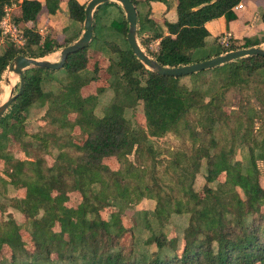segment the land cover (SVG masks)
<instances>
[{
  "label": "trees",
  "instance_id": "1",
  "mask_svg": "<svg viewBox=\"0 0 264 264\" xmlns=\"http://www.w3.org/2000/svg\"><path fill=\"white\" fill-rule=\"evenodd\" d=\"M131 1L140 45L163 66L264 43V12L260 34L230 37L226 46L206 28L221 16L236 19L242 0H177L176 19L164 20V28ZM66 3L77 31L58 42L41 36L36 22L43 8L56 13L59 0H0V20L18 7L11 20L24 38L0 50V81L15 55L42 58L80 36L86 3ZM127 26L117 2L100 4L86 47L58 70L24 71L21 93L0 118V212L10 206L23 217L20 224L10 212L0 218V264H264V55L160 75L136 58ZM92 50L108 60L107 78L84 94L99 73ZM234 90L244 93L236 107L227 100ZM40 111L43 124L31 121ZM75 128L82 142L73 140ZM244 149L245 162L236 158ZM11 188L23 194L10 196ZM71 192L80 196L75 206L66 204ZM143 200L153 204L136 211ZM128 209L134 213L126 226Z\"/></svg>",
  "mask_w": 264,
  "mask_h": 264
},
{
  "label": "water",
  "instance_id": "2",
  "mask_svg": "<svg viewBox=\"0 0 264 264\" xmlns=\"http://www.w3.org/2000/svg\"><path fill=\"white\" fill-rule=\"evenodd\" d=\"M109 1L117 2L124 11L125 19L127 20V32L126 40L132 49L136 58L148 69L153 72L165 75V76H181L192 73H197L199 71L213 68L222 65L227 62L237 60L242 57L252 56V55H264V46L256 45L248 48H238L234 50L226 51L222 54L213 56L209 59L185 64L181 66H163L149 54H147L141 47L138 35H137V10L135 5L131 0H88L84 8V20H83V30L80 36L72 43L61 47L59 50V60L50 61L48 59L34 58L26 56L23 54L15 55L8 63L5 76L3 78L5 85L11 84L10 76H17L19 78L18 89L14 90L12 86L7 98L0 103V118L4 112L8 109L13 100L21 93L24 85V71L31 67L48 68L51 70L60 69L67 56L81 48L86 47L92 39V27H93V13L96 7L100 4H104ZM2 76V77H3ZM3 92V87H0V93Z\"/></svg>",
  "mask_w": 264,
  "mask_h": 264
},
{
  "label": "rangeland",
  "instance_id": "3",
  "mask_svg": "<svg viewBox=\"0 0 264 264\" xmlns=\"http://www.w3.org/2000/svg\"><path fill=\"white\" fill-rule=\"evenodd\" d=\"M87 1L88 0H85L84 3H87ZM142 1H143V4L140 6V8H142V9H148L149 6L151 5L152 1L163 2V4H165L166 8L167 7L170 8V12L168 14L161 13L160 11L155 12L154 10H152V12L149 14L151 17H153V20L156 23L158 28L160 26H162V22H163L164 19H166L167 21H174L176 19L177 15H176V10H175V5L171 4L168 0H152L150 3L145 2V0H142ZM12 8L15 11L18 7H16V6H12L11 7V10L9 11L11 16H13ZM43 14H40V16L38 17V20L36 22L37 30H38V32L40 30H42L43 36L49 34V35L55 37L58 42H62L69 35H71V34H73V33H75L77 31V29L75 27L67 24L68 22H65L64 17L62 15L56 16L54 18L51 17V19L49 21V19H46L45 17H43ZM65 14H66V10H65ZM162 17H164V18H162ZM67 20H68V16H67ZM260 23H261V21L259 22V24ZM62 24H64V25H62ZM73 24H75V23H73ZM8 41H9L8 39L0 37V50L3 49V47L8 44ZM261 46H264V43L261 44ZM60 49H58V50H56V51H54V52L42 57V59H48L50 61H55V62L58 61L59 60V50ZM205 51H209V50H205ZM90 54H91L92 63L96 64V66H97V68L99 70V73H98V77H97V79L95 81H92L90 84H88L87 86L82 88V92L84 94L94 93L98 86H103L106 83V78H107V72H106L105 69H106V66L108 65V60L104 57V55L101 54V52L99 50H92ZM5 74L6 73H4L3 75L5 76ZM56 75H57V77L59 79H63V74L62 73L58 72ZM4 76L2 77V80L0 81V87H3V90H5L8 87H10V89H9V92H10L12 86L15 85L14 86V90H16L17 86H18L19 78L17 76L11 75V79L15 83L11 82V85H7V84L5 85V82L3 80ZM9 92H8V94H9ZM3 93L4 92L0 93V98H2ZM110 96H111V91H108V95H106V97L104 96L105 97L103 99L104 102L108 101ZM228 97H229V99H227L228 103L231 106L236 107L238 102L240 101V99L242 97H244V93L241 92L240 90H234V91H231L228 94ZM136 115H137L138 120L142 122V116L140 115V113L139 114L137 113ZM71 117H73V116H71ZM30 118L33 119L31 121H36V123H38V124H43V122L46 120V119L45 120L42 119L43 118V111L34 112V114H31ZM31 127H33V125L31 126V124H28L26 126L28 131L31 130ZM72 135H73V140H75L76 142H82V140L84 139V133L81 132L78 128H75L72 131ZM165 141L168 142L169 144H172V143L173 144H177V141L172 136H167ZM11 150L14 152V154L16 156H20V157L23 156V154L20 151V149L17 146H15V145L14 146L11 145ZM245 155H246V150L244 149V150L240 151L239 153H237L236 158H238V159H240L242 157L244 158ZM46 158H47L48 161H51V158L49 156H46ZM103 161L106 164H108L111 168L116 169L118 167V163H117V161L114 158H105ZM244 162H245V158H244ZM258 166H259V169H260V183L264 187V162L259 160L258 161ZM202 182H203V180L201 179V177H198L197 183H196V187L200 188L201 185H202ZM8 194L10 196L11 195L20 196V195L23 194V188H20L17 191V193L15 192V194H14L13 189L11 188L9 190ZM69 196H70V199L66 202L67 205L75 206L78 203V201L80 200V196L77 193L71 192V193H69ZM152 204L153 203L151 201H149V200H143V201H141L139 204H137L135 206V210L136 211H141L143 209H148L149 206H151ZM133 209H128L126 211L125 215H126V217L128 219V220L125 221L127 223L126 226L131 224L130 216H131V214L133 215V213H134ZM109 211H110V209L105 210L104 214L107 215ZM6 212L7 213L10 212L11 214H13V216L16 219V222L18 224L21 223L23 217L16 209H14V208H12L10 206H7ZM6 212L3 213V214L0 212V218H1V216H5L7 214ZM139 220H138V222H139ZM136 233L139 234L138 233V229H137ZM127 240H128V238L125 240V243L127 242Z\"/></svg>",
  "mask_w": 264,
  "mask_h": 264
},
{
  "label": "crops",
  "instance_id": "4",
  "mask_svg": "<svg viewBox=\"0 0 264 264\" xmlns=\"http://www.w3.org/2000/svg\"><path fill=\"white\" fill-rule=\"evenodd\" d=\"M66 1L67 0H59V9L57 10L56 13L46 14L47 11L43 8L41 14L44 13L43 17L49 19V21L51 17L54 18L56 16L62 15L64 17L65 22H68L67 24H69V19L67 20L68 10H67ZM78 1L80 3L85 2V0H78ZM139 1H140L139 5L141 6L143 4V1L142 0ZM168 1L171 4L175 5V10H176L177 0H168ZM241 5H242L241 8H236V12H237L236 19L227 22L225 18L221 16L205 23V26L210 32L212 37L220 34L229 33L232 38H241L244 36H255L262 32L263 24H261L262 22L259 24V22L261 21L260 19L261 13L264 12V0H242ZM148 9L150 11L149 14L152 12V10H154L155 12L160 11L161 13L164 14H168L170 12V8L169 7L166 8L165 4H163V2L160 1H152ZM65 10H66V14H65ZM145 10L147 9H143V11ZM12 12L14 13V10ZM151 18L153 19V17ZM160 27L164 28L163 22H162V26Z\"/></svg>",
  "mask_w": 264,
  "mask_h": 264
},
{
  "label": "built area",
  "instance_id": "5",
  "mask_svg": "<svg viewBox=\"0 0 264 264\" xmlns=\"http://www.w3.org/2000/svg\"><path fill=\"white\" fill-rule=\"evenodd\" d=\"M241 7V3L236 6V8ZM10 10L11 8L6 9L4 17L0 20V35L2 38H6L9 41L15 42L18 46H22L24 44V38L22 37L20 29L11 20V15L9 13ZM39 33L41 36H43L42 30H40ZM230 37L231 36L229 33L222 34L218 39L219 44L225 46L228 45ZM157 42L158 41L153 42V45L151 44V46H156Z\"/></svg>",
  "mask_w": 264,
  "mask_h": 264
},
{
  "label": "bare ground",
  "instance_id": "6",
  "mask_svg": "<svg viewBox=\"0 0 264 264\" xmlns=\"http://www.w3.org/2000/svg\"><path fill=\"white\" fill-rule=\"evenodd\" d=\"M10 79H11V76H10ZM11 82L15 83L12 79H11ZM9 85H11V84H9ZM9 89H10V87H8L7 89L3 90L4 93L2 95L0 103H2L7 98V96H8L7 94L9 92Z\"/></svg>",
  "mask_w": 264,
  "mask_h": 264
}]
</instances>
